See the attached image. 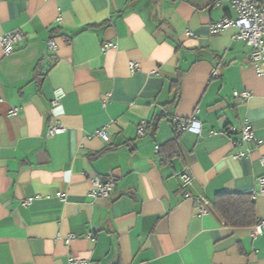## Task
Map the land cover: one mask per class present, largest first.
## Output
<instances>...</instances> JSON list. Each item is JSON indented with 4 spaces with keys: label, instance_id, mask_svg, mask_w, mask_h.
I'll list each match as a JSON object with an SVG mask.
<instances>
[{
    "label": "crops",
    "instance_id": "1",
    "mask_svg": "<svg viewBox=\"0 0 264 264\" xmlns=\"http://www.w3.org/2000/svg\"><path fill=\"white\" fill-rule=\"evenodd\" d=\"M211 1L0 0V38L24 36L0 41V264H264V74L238 28L212 30L232 1ZM225 192L251 194L257 222L227 225Z\"/></svg>",
    "mask_w": 264,
    "mask_h": 264
},
{
    "label": "built area",
    "instance_id": "2",
    "mask_svg": "<svg viewBox=\"0 0 264 264\" xmlns=\"http://www.w3.org/2000/svg\"><path fill=\"white\" fill-rule=\"evenodd\" d=\"M233 4V8L236 10L237 15L235 17H224L220 21H217L212 24V30L214 32H219L225 30L229 27L238 28V32L235 35V38L238 40H242L246 44L250 45L252 50L251 60L253 62V66L259 74H264V0H231ZM24 39L23 33L20 30H14L10 32H6L3 36H1L0 41L3 45V50L5 54H9L13 52L22 40ZM111 42H107L103 49L111 46ZM57 51V43L54 38H51L48 41V55L51 58L56 57ZM132 66H136V62L132 63ZM236 96H240L241 98H247L249 96L248 91L242 92V94H238L235 92ZM56 104V102H54ZM17 108L11 110V112H16ZM146 122H142L139 125V133H145V125ZM200 121L189 118L185 119L181 122V128L184 130H194L199 132L200 130ZM64 130V127L57 124L50 128L49 134H59ZM96 134L101 135L103 137L107 136V133L104 130H97ZM242 140L250 141L256 140L255 133L249 124H245L242 128ZM246 152L242 151L237 154V156H243ZM181 178L184 182H190L191 176L188 172H183L181 174ZM91 181L93 183V189L89 193V195L93 198H107L110 196L111 192L115 187V178L111 174L107 178H102L101 176H93L91 177ZM260 193L264 194V176L260 177L259 180ZM62 195V194H60ZM189 195V193H187ZM31 199L27 200L29 203ZM202 212H207V207L203 205ZM264 229V218L256 225L257 232H262ZM75 234H70L66 241L70 242L73 238H75ZM82 260L71 259V264H79Z\"/></svg>",
    "mask_w": 264,
    "mask_h": 264
},
{
    "label": "trees",
    "instance_id": "3",
    "mask_svg": "<svg viewBox=\"0 0 264 264\" xmlns=\"http://www.w3.org/2000/svg\"><path fill=\"white\" fill-rule=\"evenodd\" d=\"M215 3H216L215 0L211 1V5H214ZM178 97H179V93L176 96V100L178 99ZM157 119L148 122L149 123L148 127L154 128L156 126ZM175 128L178 134L182 130L181 125H180V129L178 125H176ZM105 150L106 149H103L102 151L97 152V154L103 153ZM213 204L216 211L220 213V215L225 220V223L227 225L240 227V226L253 225L257 222V218L254 212L255 201L252 199V196L249 193H245V192L221 193L216 196Z\"/></svg>",
    "mask_w": 264,
    "mask_h": 264
}]
</instances>
